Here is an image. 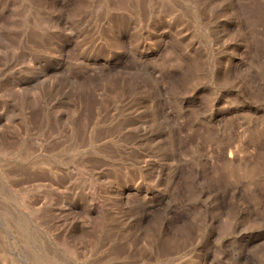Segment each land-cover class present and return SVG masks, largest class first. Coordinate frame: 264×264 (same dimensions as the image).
I'll use <instances>...</instances> for the list:
<instances>
[{
  "label": "rangeland",
  "instance_id": "1",
  "mask_svg": "<svg viewBox=\"0 0 264 264\" xmlns=\"http://www.w3.org/2000/svg\"><path fill=\"white\" fill-rule=\"evenodd\" d=\"M0 264H264V0H0Z\"/></svg>",
  "mask_w": 264,
  "mask_h": 264
}]
</instances>
